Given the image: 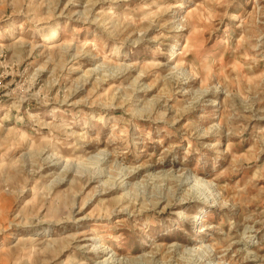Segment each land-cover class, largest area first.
I'll list each match as a JSON object with an SVG mask.
<instances>
[{
  "label": "rangeland",
  "instance_id": "obj_1",
  "mask_svg": "<svg viewBox=\"0 0 264 264\" xmlns=\"http://www.w3.org/2000/svg\"><path fill=\"white\" fill-rule=\"evenodd\" d=\"M101 263L264 264V0H0V264Z\"/></svg>",
  "mask_w": 264,
  "mask_h": 264
},
{
  "label": "bare ground",
  "instance_id": "obj_2",
  "mask_svg": "<svg viewBox=\"0 0 264 264\" xmlns=\"http://www.w3.org/2000/svg\"><path fill=\"white\" fill-rule=\"evenodd\" d=\"M61 48V47H60ZM178 57V53L176 52L175 54H172V56L170 57L171 59H176ZM98 66V64H95L94 67L90 68V70H93L94 68H96ZM100 66V65H99ZM101 69V68H100ZM176 69V68H175ZM103 70V69H102ZM95 73V72H94ZM98 73V72H97ZM91 74V72H90ZM102 246L100 244H96L95 248L96 249H100ZM105 260V259H104ZM109 262V261H108ZM102 264V263H101Z\"/></svg>",
  "mask_w": 264,
  "mask_h": 264
}]
</instances>
